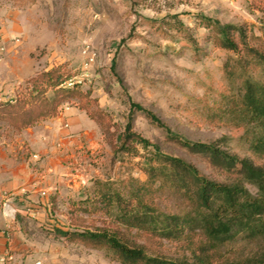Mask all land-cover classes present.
Segmentation results:
<instances>
[{"label":"rangeland","instance_id":"374dc122","mask_svg":"<svg viewBox=\"0 0 264 264\" xmlns=\"http://www.w3.org/2000/svg\"><path fill=\"white\" fill-rule=\"evenodd\" d=\"M208 19L242 28L245 43L239 42L238 52L213 42ZM245 45L264 50V0H0V100L12 98L37 73L59 66L77 82L74 88L88 93L83 102L98 117L95 123L79 112L75 106L80 99L74 97L59 107L58 115L69 109L75 112L78 129L66 119L49 120L52 117L27 127L50 142L57 134L52 144L58 151L63 150L65 137L81 144L74 151L76 162H71L72 156L54 160L60 166L56 178L67 180H48L50 168L29 163L40 179L33 196L26 190L19 195L6 191L0 198V210L4 204L14 209L11 219L23 253L41 264H121L105 249L55 230L120 226L85 200L93 197L96 179L123 192L127 185L146 179L143 168L151 149L136 144V155H114L104 133L106 128L112 136L123 130L130 100L189 140L221 138L229 151L260 162L248 150L250 134L225 115L245 72L259 73L240 66L248 58ZM133 126L164 153L183 157L216 176L201 156L168 140L142 114L135 115ZM25 129L13 135L0 119V141H10ZM23 147L30 152L28 145ZM247 188L256 193L252 185ZM150 196L163 211L184 209L183 201L168 188L155 185ZM128 235L151 254L177 257L184 251L183 243L135 229ZM262 243L239 235L221 247L214 264L244 263Z\"/></svg>","mask_w":264,"mask_h":264},{"label":"trees","instance_id":"16d2710c","mask_svg":"<svg viewBox=\"0 0 264 264\" xmlns=\"http://www.w3.org/2000/svg\"><path fill=\"white\" fill-rule=\"evenodd\" d=\"M206 26L214 33L213 42L222 48L238 52L239 42L245 43L240 26L215 19L206 20ZM244 50L248 58L240 61V66L259 73L254 76L245 72L239 93L229 102L225 115L234 126L243 127L250 134L248 150L260 162L229 151L221 138L189 140L172 131L153 111L130 100L123 130L112 136L106 128L104 133L114 155H136V144L151 149L143 168L146 179L127 185L126 192L114 188L111 182L96 179L93 197L85 200L120 226L81 231L56 228V233L103 248L121 264H214L221 257V247L239 235L264 242V50L246 45ZM71 78L60 72L59 66L51 68L29 78L12 98L0 100V119L6 121L11 134L58 115L59 107L74 97L80 99L76 107L98 123L95 112L83 102L88 100V93L74 88L77 82L68 85ZM137 113L162 129L168 140L201 156L216 176L203 173L183 157L164 153L158 144L142 136L133 126ZM247 184L255 187V194ZM155 185L170 189L183 201L184 209H159L150 196ZM131 229L183 243V254L169 257L148 253L145 244L128 235ZM224 264H264V243L244 263Z\"/></svg>","mask_w":264,"mask_h":264},{"label":"crops","instance_id":"0c3cea01","mask_svg":"<svg viewBox=\"0 0 264 264\" xmlns=\"http://www.w3.org/2000/svg\"><path fill=\"white\" fill-rule=\"evenodd\" d=\"M75 108L82 112L89 120L92 121L84 110ZM72 110L64 111L60 116L52 117L49 120L55 118L66 119L70 121L73 130L78 129L79 120ZM26 132H22L20 135H15L10 141L3 139L0 141V198L3 197V193L6 191H13L19 195L22 191H30V196H33V187L38 182L39 177L31 171L29 163L37 166H44L52 170V174L48 175V180H67V178L59 177L58 179V167L54 160L58 158L65 159L68 156H72V163L76 162L74 157V151L80 147V142L75 140L71 141L69 138H62L64 148L62 151H58L52 144L53 140H56L58 135L54 134L50 140L45 136L33 135V131L30 128L25 129ZM29 146L30 152L25 150L23 145ZM31 152H37L40 155V159L33 161L29 155ZM70 152V154H67ZM61 154V155H60ZM45 157L42 159V156ZM10 206V205H9ZM24 245L19 242L18 231L15 229V221L11 218H6L0 210V253L5 250H10L13 254L12 260L8 264H34L36 260H33L28 255L23 253Z\"/></svg>","mask_w":264,"mask_h":264},{"label":"built area","instance_id":"2783aa9c","mask_svg":"<svg viewBox=\"0 0 264 264\" xmlns=\"http://www.w3.org/2000/svg\"><path fill=\"white\" fill-rule=\"evenodd\" d=\"M75 81L69 80L67 82L68 85H72ZM30 159L33 161H37L40 159V155L37 152H31L29 155ZM3 215L6 218H12L14 209L11 208L8 204H4V207L2 209ZM13 254L10 250H5L4 252L0 253V264H8L12 260ZM34 264H41L40 260H36Z\"/></svg>","mask_w":264,"mask_h":264}]
</instances>
